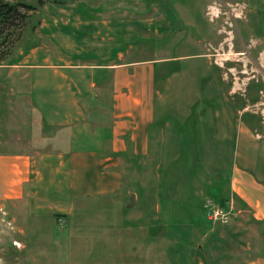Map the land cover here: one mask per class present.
Returning a JSON list of instances; mask_svg holds the SVG:
<instances>
[{
	"label": "rangeland",
	"instance_id": "rangeland-1",
	"mask_svg": "<svg viewBox=\"0 0 264 264\" xmlns=\"http://www.w3.org/2000/svg\"><path fill=\"white\" fill-rule=\"evenodd\" d=\"M119 53L171 68L155 103L168 118H157L151 153L117 161L111 172L121 174V186L109 192L92 185L91 172L73 188L66 160L34 157L23 198L0 200V264H264V231L251 212L231 199L219 232L198 206L218 200L219 191L234 198L233 165L264 158V0H51L38 7L0 67V154H35L41 97L60 103L69 78L94 122L113 105L112 70L104 65ZM46 65L59 67L67 84ZM186 117L180 145L175 129Z\"/></svg>",
	"mask_w": 264,
	"mask_h": 264
},
{
	"label": "crops",
	"instance_id": "crops-1",
	"mask_svg": "<svg viewBox=\"0 0 264 264\" xmlns=\"http://www.w3.org/2000/svg\"><path fill=\"white\" fill-rule=\"evenodd\" d=\"M120 54L118 59L104 65L112 70L113 105L102 109L94 122L89 121L88 108L78 104L80 91L73 90L70 78L68 92H59L60 103L50 104L47 95L41 97V135L38 136L41 137V145L34 151L36 155H31L29 151L0 154V162L3 163L0 164V192L4 194L0 200L19 201L23 198V186L30 182L31 174L34 175L32 161L36 156L41 161L47 157L50 161L55 157L66 160L73 188L83 184L80 182L83 172H91L92 185L103 188L101 192H109L121 186V174L111 172L116 168L117 161L128 154L146 157L151 153L154 131L161 124L160 119L168 118L161 117L163 114L160 110L158 114L155 106L156 100L162 97L159 87V75H163V70L159 69L160 60H122ZM46 67L54 70L55 80L62 79L67 84L68 77L57 71L59 67ZM103 114L106 115L105 120ZM158 116L160 119L157 120ZM177 128L175 132L182 134L176 136L178 140L175 143L185 144L186 134ZM252 159L247 157L240 166L233 165L231 194L246 205L239 208L240 212L249 211L254 218L264 221V185L256 177L259 156L255 162ZM4 160H7V167ZM19 173L23 177L17 181L16 187L13 180H17Z\"/></svg>",
	"mask_w": 264,
	"mask_h": 264
},
{
	"label": "trees",
	"instance_id": "trees-1",
	"mask_svg": "<svg viewBox=\"0 0 264 264\" xmlns=\"http://www.w3.org/2000/svg\"><path fill=\"white\" fill-rule=\"evenodd\" d=\"M49 1L51 0H36V4H32L28 2L27 0H0V67H3V62L7 59L8 56L11 55L15 45L22 38L24 34V30L27 27L28 19L31 13L33 11H36L38 7H42ZM162 67H167V68L163 70L162 76L159 75L160 80H162V78L168 77L171 73V68H169V66H162ZM159 69L162 70L161 67ZM180 113H183V112H180ZM189 116H191V114ZM188 119L189 118L186 117L182 126H178L177 128L178 131H182V132L186 131ZM163 123H164V120H162V124ZM252 128L254 129V127ZM259 170L264 175V158L261 157V155L259 156ZM256 175H257L256 176L257 179L264 185V179H261V178H264V176L258 175V174ZM219 192H216L220 197L218 200H213L212 198L211 199L213 200V203L220 206L224 210L228 211L230 209L229 205H230L232 197L230 193L229 194L227 193L226 195L228 196H226L224 191H221V195L219 194ZM162 199H163V196H162ZM234 199L236 200V205L238 208H241V206L242 208L246 207V205H243L241 200H239L237 197L236 198L234 197ZM161 201L163 202L164 199ZM202 205H204L205 207L204 209L207 215V211H208L207 201L205 200V202L199 203L198 206H202ZM58 216L61 217L60 214H58ZM252 219H253V222L260 225L262 227V230L264 231V221H260L254 217ZM208 221L213 223L209 219ZM155 223L157 224V227H156L157 231L155 229V232L157 235H159L161 231L162 232L164 231L162 230V227L164 226V224H162L161 219L156 220ZM221 224H222L221 222H218L216 225L220 227L219 232L223 225ZM166 228L167 227L165 226V229ZM209 242L205 243L206 246H208ZM202 248L206 250L205 245L204 246L202 245Z\"/></svg>",
	"mask_w": 264,
	"mask_h": 264
},
{
	"label": "built area",
	"instance_id": "built-area-1",
	"mask_svg": "<svg viewBox=\"0 0 264 264\" xmlns=\"http://www.w3.org/2000/svg\"><path fill=\"white\" fill-rule=\"evenodd\" d=\"M207 206H208V211H207L208 217L207 218L211 220L214 224L218 222L226 224L229 222V218L226 217V215H228L226 214L227 213L226 210L214 204L213 202H210L209 204H207Z\"/></svg>",
	"mask_w": 264,
	"mask_h": 264
},
{
	"label": "water",
	"instance_id": "water-1",
	"mask_svg": "<svg viewBox=\"0 0 264 264\" xmlns=\"http://www.w3.org/2000/svg\"><path fill=\"white\" fill-rule=\"evenodd\" d=\"M134 198H135V195L132 196V202H131L130 206L133 205V203H134Z\"/></svg>",
	"mask_w": 264,
	"mask_h": 264
}]
</instances>
